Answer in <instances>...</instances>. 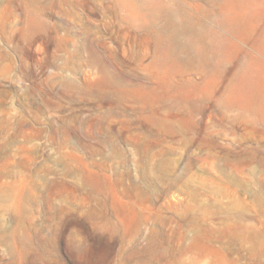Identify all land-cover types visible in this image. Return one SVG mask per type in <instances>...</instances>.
I'll list each match as a JSON object with an SVG mask.
<instances>
[{
    "label": "rangeland",
    "instance_id": "374dc122",
    "mask_svg": "<svg viewBox=\"0 0 264 264\" xmlns=\"http://www.w3.org/2000/svg\"><path fill=\"white\" fill-rule=\"evenodd\" d=\"M0 264H264V0H0Z\"/></svg>",
    "mask_w": 264,
    "mask_h": 264
},
{
    "label": "bare ground",
    "instance_id": "6f19581e",
    "mask_svg": "<svg viewBox=\"0 0 264 264\" xmlns=\"http://www.w3.org/2000/svg\"><path fill=\"white\" fill-rule=\"evenodd\" d=\"M247 94V93H246Z\"/></svg>",
    "mask_w": 264,
    "mask_h": 264
}]
</instances>
